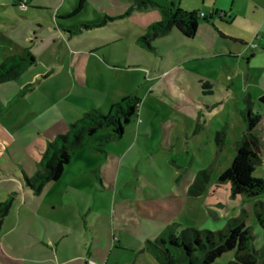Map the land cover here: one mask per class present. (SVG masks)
Here are the masks:
<instances>
[{
  "label": "rangeland",
  "instance_id": "obj_1",
  "mask_svg": "<svg viewBox=\"0 0 264 264\" xmlns=\"http://www.w3.org/2000/svg\"><path fill=\"white\" fill-rule=\"evenodd\" d=\"M61 1L35 2L50 8ZM160 1L170 7L179 0ZM182 1L202 7V0ZM133 4V0H86L79 13L57 21L32 7L23 11L33 17L16 15L20 23L9 25L7 35L21 46L31 45L36 64L19 80L0 83L1 167L37 165L48 147V132L55 140V133L61 129L60 133L66 134L70 122L82 118L84 111L96 107L107 112L112 104L133 95L140 99L139 113L123 138L107 143L103 151L90 150L89 143L81 147L57 186L65 190L68 183L83 177L78 190L81 201L73 196L63 206L68 214L79 215V222L86 220L82 208H94L96 198L99 204L105 201V209L100 212L106 216L93 230L100 232L104 245L98 244L100 251L93 258L100 264H159L148 249V241L157 239L169 224L216 231L241 212L253 229L254 246L260 250L262 231L256 210L264 211V195L233 196L230 183L219 180L243 134L239 112L244 106L243 97L249 91L257 93V86L247 85L240 69L228 71L222 58L216 57L222 48L228 54L227 45H233L229 40H220L216 30L214 40L208 41L213 49L205 53L201 52L199 36L187 39L177 29L148 37L149 26L162 20V12L156 7ZM66 5L73 10L69 2ZM5 16L2 14L0 19L5 20ZM37 18L42 29L37 31L35 41ZM201 22L211 25L210 21ZM198 34L205 36L201 30ZM224 58L234 69L237 67L234 58ZM30 83L35 84L34 89L19 97L24 85ZM220 131L221 144L217 141ZM262 147L264 156V144ZM78 165H96V170L85 171L81 177ZM1 167L0 196L9 184L6 179L17 181L14 175H5ZM19 170L17 174L23 176ZM203 170L207 178L201 185L196 178ZM140 175L157 186L164 197L159 202L143 201V208L150 207L154 217L141 215L151 227L142 226L136 236L133 231L113 228L108 209L135 194ZM254 175L264 177V157ZM173 189L179 193V200L172 195ZM187 202L189 207L198 206V211H193L194 207L185 210ZM133 208L138 213L146 211L137 204ZM86 237H92V233ZM120 237L122 244L118 243ZM234 260L235 251H229L214 264ZM93 263L88 260V264Z\"/></svg>",
  "mask_w": 264,
  "mask_h": 264
},
{
  "label": "crops",
  "instance_id": "obj_2",
  "mask_svg": "<svg viewBox=\"0 0 264 264\" xmlns=\"http://www.w3.org/2000/svg\"><path fill=\"white\" fill-rule=\"evenodd\" d=\"M35 1L37 0H28L27 7L49 13L50 17L52 19L54 18L56 21L59 18H69L76 15L77 13L74 14V12L80 3V0L77 4H75L76 0H63L61 3H54L50 8H43V4L40 2L36 3ZM66 2L71 4L73 10H69ZM85 2L86 0L84 1L82 9L85 8ZM156 2L159 6L149 5L143 8L156 7L162 12L161 8L175 9L181 7L187 11H196L201 16V19L211 22V25H207L202 24L200 20L197 33L194 37L197 38L199 36L198 40L203 47L201 52L205 53L206 51H212L213 45L209 44L208 41L212 42V40H214L215 35L213 31L215 32V30L220 40H229L232 42V46L227 45L229 49L228 54L225 53L222 48L220 53L215 54L216 57L222 58L224 67L228 71L240 69L245 83L247 85L255 84L258 88L257 93L248 90L249 93L246 92V95L243 97L244 106L239 109L244 122L243 134L240 139L246 132V124L242 113L245 111L247 103L253 102L255 103L254 112L262 114V120L255 134L264 144V108L256 104L259 98L264 95V0H202V7L198 4L194 6L189 4L186 5L182 0H179L177 4L172 2L170 7L162 4L160 0H156ZM2 14L6 16L5 20L0 19V62L7 56L22 53L25 47H30L32 51L31 45L21 46L16 42L15 38H10L6 31L9 29V25L20 23L16 15L23 19L33 16L24 13L23 9L20 7L19 0H5L4 2H0V16H2ZM202 14H204V16H202ZM116 15L119 14L117 13ZM219 15H223V17L221 18ZM34 22L36 23L34 35L35 41H37V31L42 29V24L38 18L35 19ZM199 30L203 31L205 36L202 35L200 37L198 34ZM4 32H6V34H3ZM183 37L186 38L185 36ZM29 41L32 43L35 42L31 36H29ZM251 43L257 44V48H251ZM226 55L236 60L237 67H235V69L225 60L224 57ZM26 85H24V87ZM25 94L21 92L19 97ZM87 111L89 110L83 113ZM102 111L105 112L103 109ZM74 121L76 120H72L70 124ZM60 132H62L61 129L55 133V138L61 134ZM48 135L49 142L53 141V139H51L52 134L48 132ZM123 136L117 140H121ZM79 151L80 149L74 153L72 159L80 154ZM44 152L45 150L42 152V156ZM234 155L228 167L231 166ZM263 157L262 151V162ZM39 162L40 161H38V163ZM38 163L37 165L28 166L4 165L2 166L3 168L0 165L5 175H14L17 179V181L12 177L6 179L5 181L9 184L3 188V192L0 196V202H2L7 200L12 193H16L12 208L3 220L0 232V264H88L89 259L94 260L96 264H100L98 259H94L93 257L95 253H98L97 251H100L98 244L101 242V244L104 245V240L99 237V231L93 230L97 228V224L106 216L105 212H100L101 209H105V201H101L99 204L97 202L98 198H96V202L93 203L94 208L89 211L82 208L81 215L86 217L85 223L79 222L77 219L79 215H70L63 210L64 203H66L68 199H73V196L78 197L79 201H81L82 194L78 190L83 184L82 176H84L83 174L85 171H92L95 169L96 165H78L77 173L80 174L82 179L77 180L75 183H68L66 189L62 190L57 186L63 179L65 172H67L68 164L61 179L56 182L48 183L41 194L37 195L24 187L21 181L23 176L18 175L17 172L20 171V168L23 175L32 176L37 170ZM227 168L223 169L222 173ZM78 176L79 175H75L76 178ZM100 183L103 184V181ZM136 184L137 188L135 194L132 197L129 196L128 198L122 199L121 202L116 201L113 203L108 209L109 216H107L111 220L113 228L119 229V231L122 232L125 230L130 232L133 231L136 236H139V228L142 226H149L144 223L141 215L154 217L153 210L150 207L146 206L147 209L143 208V201L159 202L164 197V194L143 175L138 177ZM171 192L173 193L172 195L179 200V193L174 189ZM134 204H137L146 211L144 213H138V211L133 208ZM192 207H194L193 211H198V206L194 204L189 207V202L186 203L184 208L185 210H190ZM94 219H97V221L94 222ZM174 224L178 227V231L187 227L178 223ZM75 225H77L76 231H74ZM170 225L173 224H169L166 229L162 230L159 237ZM90 233H92V237H86ZM74 235H76V238H74ZM122 242L123 239L120 237L118 243L122 244ZM74 251H76L77 256H74ZM85 251L88 252V255L85 254Z\"/></svg>",
  "mask_w": 264,
  "mask_h": 264
},
{
  "label": "trees",
  "instance_id": "obj_3",
  "mask_svg": "<svg viewBox=\"0 0 264 264\" xmlns=\"http://www.w3.org/2000/svg\"><path fill=\"white\" fill-rule=\"evenodd\" d=\"M21 2V0H19ZM85 0H80L75 13H78ZM134 7L159 6L156 0H133ZM162 20L149 26L148 37L166 35L177 29L186 38L195 37L201 16L196 11H187L181 7L161 8ZM128 15V14H127ZM126 16V15H125ZM221 18L223 15H219ZM147 39V38H144ZM36 63L30 47H25L20 54L7 56L0 62V83L16 81ZM35 87L34 83L24 87L25 94ZM264 108V95L257 101ZM140 99L133 95L122 98L110 106L107 112L93 108L84 116L70 124L66 134L58 135L50 141L32 176L23 175L21 181L26 189L39 195L50 182L61 179L66 166L74 153L89 143L93 151H103V147L120 139L126 127L138 116ZM255 103L248 102L242 113L246 132L236 143V153L232 164L219 177L221 182L230 183L233 196L244 194L248 197L264 195V177H256L254 172L262 163L263 143L255 134L262 120V114L254 112ZM222 132H218L217 141L223 143ZM207 171H200L196 182L204 183ZM196 183V184H197ZM195 185V184H194ZM193 185V186H194ZM192 188V187H191ZM16 193L0 202V232L3 220L9 214ZM244 213L230 218L222 229L212 231L186 227L178 231L175 224L154 241H148V249L159 264H214L229 251H235V260L230 264H262L264 258V211L257 209V223L261 228V249L254 246L255 235L251 226L244 219Z\"/></svg>",
  "mask_w": 264,
  "mask_h": 264
},
{
  "label": "built area",
  "instance_id": "obj_4",
  "mask_svg": "<svg viewBox=\"0 0 264 264\" xmlns=\"http://www.w3.org/2000/svg\"><path fill=\"white\" fill-rule=\"evenodd\" d=\"M27 4H28V0H21V2H20V7H21L22 9H23V8H26V7H27ZM202 16H204V14H202ZM250 47L253 48V49H255V48H257V44L252 43V44H250Z\"/></svg>",
  "mask_w": 264,
  "mask_h": 264
}]
</instances>
